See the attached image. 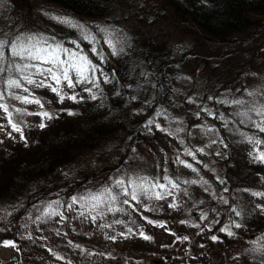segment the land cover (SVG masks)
I'll list each match as a JSON object with an SVG mask.
<instances>
[{
    "label": "rangeland",
    "instance_id": "obj_1",
    "mask_svg": "<svg viewBox=\"0 0 264 264\" xmlns=\"http://www.w3.org/2000/svg\"><path fill=\"white\" fill-rule=\"evenodd\" d=\"M122 1L116 13L127 17L128 25L139 28L141 35L157 42L166 38L169 43L182 44L193 52L190 60L194 63L185 77V93L190 91L188 104L182 102L181 108L169 119H162L159 123L162 129L149 134L129 161L121 162L118 149L114 150L119 144L112 141L106 146L109 152L102 154L105 150L102 147L75 166L72 171L87 174L74 195H67L69 189L65 187L43 191L44 194L0 198V264H95L96 259L110 260L111 264H202L219 252L226 254L219 264L228 263L227 250L223 249L221 240L213 241L209 236L211 229L200 227L203 230L193 236L194 227L186 225L185 221L176 223L186 206L210 203V197L217 193L230 166L239 172L248 169L249 163L264 161L258 158L264 154V146L258 147L264 145V131L256 126L264 127V113L258 114L264 109V60L256 59L260 47L252 51L254 43L238 45L233 48L236 55L230 56L226 45L214 43L198 33L195 26H178L164 0ZM0 5L8 17L15 8L19 18L27 14L29 23L35 25L29 26L28 35L25 31L19 34L20 38L26 42L29 37L38 38L32 43L43 47L44 36L41 35H45L46 46L62 59V42L52 35L64 32L63 23L54 18H67L59 12V5L47 0H0ZM69 19L72 21L69 25H82L79 31L88 25L102 24L101 19L91 20L85 16ZM37 26L44 27L45 32H37ZM246 35L240 33L236 37L244 39ZM78 53L80 57L85 56L81 50ZM7 55L10 60L16 59L10 49ZM18 61L16 59L17 64ZM33 62L36 63L20 61L21 64ZM43 65L46 64L38 67H49ZM33 74L34 70L29 68L19 73V77L24 81L28 77L33 80ZM10 77L8 79H19L16 75ZM23 87H9L6 83L2 88L0 98L5 106L8 104L7 108L12 104L14 111L5 112L0 108V150H10L13 144L25 139L26 134L34 131L32 127L39 119L34 113L43 106L42 101L33 89L25 91ZM33 87L37 90V83H33ZM206 87L211 88L208 101L203 99ZM219 88L222 89L217 93ZM215 93L219 94L217 105H213L211 99ZM17 97H28L32 102L24 103ZM36 100L40 104L35 103ZM196 118L199 121H195ZM17 122L20 132L12 128ZM222 130L229 135L230 151ZM124 149H121L123 153ZM230 154L234 158L231 165L227 164ZM254 176L264 185V172ZM54 180L49 176L41 184L45 187ZM127 196H135L131 202L137 204L141 213L150 216V224L142 223L138 215L137 218L130 216L132 205ZM180 198L183 202L178 204ZM222 203L227 201L222 200ZM201 212H207L204 206ZM237 213L241 215V209L238 208ZM144 235L151 239H144ZM5 241L15 247L6 246ZM213 243L218 245L214 250ZM231 252L235 255L229 264H238L236 258L241 255ZM14 256L18 259L14 260Z\"/></svg>",
    "mask_w": 264,
    "mask_h": 264
},
{
    "label": "trees",
    "instance_id": "obj_2",
    "mask_svg": "<svg viewBox=\"0 0 264 264\" xmlns=\"http://www.w3.org/2000/svg\"><path fill=\"white\" fill-rule=\"evenodd\" d=\"M47 1L59 5V12L68 19L70 16L101 19L102 24L88 25L80 31L73 25L63 23V34H52L62 42V50H67H61V60H64L63 66L69 69L73 82L76 83L78 74L70 65H79L80 50L85 53L83 57L96 66L94 73H85L94 82L76 83L74 88H68L66 82L55 85L53 81L33 74L36 82L44 80L43 86L35 90L33 83L29 84L19 77L22 71L10 70L13 59L10 60L6 48V58L0 65L5 69L0 73V93L7 79L16 75L21 85L25 86L24 89H33L43 106H39V111L34 113L36 118L39 117L32 127L34 131L13 144L12 149L0 150V198L14 199L23 194H44L43 191L65 187L69 189L67 195H74L77 188L83 185V177L87 174L75 173L72 171L75 166L102 147H105L102 154H106V150L109 152L106 146L112 141L119 144L114 150L118 149L121 162L129 161L149 134L162 129L159 128L162 127L159 125L162 119H169L170 115L181 108L182 102L188 104L190 91L185 93V77L194 63L190 60L193 52L189 48L182 44L173 45L166 38L157 42L150 36L141 35L139 28L133 29L128 25L127 17L116 13L122 6V0ZM164 3L171 9L172 18L178 26H195L198 33L204 34L214 43L226 45L230 56L236 55L233 48L238 45L244 47L250 42L254 43L252 51L260 47L256 51V59L264 60V0H164ZM13 10L8 17L0 5V39L9 42L20 37L24 31L28 35L29 26H35L29 23L27 14L19 18L18 9ZM36 31L45 32V29L37 26ZM240 33L247 35L240 39L236 37ZM41 36H44L40 39L44 43L46 37ZM112 45H115V54ZM256 59L255 62H258ZM52 87L59 89L65 97L63 101L52 91ZM208 89L206 87V94L203 95L206 101L211 88ZM16 91L24 93L20 89ZM217 93L211 98L215 103L213 105H217ZM72 95L76 96L75 101L67 98ZM3 101L0 98V104ZM8 109L14 111V106L11 104ZM44 112H48L51 119L44 117ZM69 112L73 114L69 115ZM149 121L152 123L149 124ZM195 121L199 120L196 118ZM41 123L46 127L40 128ZM191 123L193 121L189 127ZM222 131L230 151L232 146L229 135L226 136V132ZM263 146L258 147L262 149ZM123 147L125 153L121 151ZM233 162L234 158L230 154L227 164ZM247 168L236 172L235 167L230 166L217 193L210 197V203L186 206L180 221L176 223L178 225L185 221L186 225L194 227L191 232L193 236L202 228L211 229L209 236L217 237L215 241L221 240L223 249L227 250V264L235 255H231V250L241 255L236 258L238 264H264V185L254 176L264 172V161L249 163ZM49 176L55 178L54 182L43 187L41 183ZM223 193L227 195L223 196ZM127 197L128 203L132 205L128 212L130 216L137 218L138 215V220L150 224V216L141 213L137 204L131 202L133 198ZM222 200L227 203H222ZM180 201L183 202L180 198L178 204ZM203 206L207 211L204 214L201 212ZM238 208L241 209V215L236 214ZM236 224L240 227H235ZM228 231L233 234L228 235ZM255 233L259 235L257 238L254 237ZM213 244L214 250L218 245ZM211 251L208 252L210 256L213 255ZM225 255L219 252V255L212 256L207 263L202 264H219ZM95 264H111V261L96 259Z\"/></svg>",
    "mask_w": 264,
    "mask_h": 264
},
{
    "label": "snow or ice",
    "instance_id": "obj_3",
    "mask_svg": "<svg viewBox=\"0 0 264 264\" xmlns=\"http://www.w3.org/2000/svg\"><path fill=\"white\" fill-rule=\"evenodd\" d=\"M54 18L57 19L61 23L72 24V21L70 19H67L64 17H54ZM73 26L77 27V28H82V25H73ZM34 39H38V38L29 37L27 42L23 38H20V37H17L16 39H14L11 42H9L7 39H0V65H2L4 63L5 49L8 48L11 51L12 57L19 59L21 61L29 60V61H35L36 62L34 64H24L23 66H21V65L16 63V59H13L12 62L10 63V66H9L10 70H14L16 72H21V71H24L26 69L32 68L34 70V74H39L40 76L44 77V80H51L55 83V85H60L62 82H66L65 86L68 88H74L76 86V83L94 82V81H90L89 77L85 75V73L88 71H91L93 73L96 71V66L92 65L91 62L87 60V58L78 57V59L80 60L79 65H70V68H73L78 74V79H77L76 83H74L73 80L69 76V69L65 68L63 66L64 61L60 60L59 55L56 54V52H54L52 49H49L46 46L47 45L46 41H44L45 46L41 47L40 45H38L36 43H32V41ZM112 47L114 49V54H115V50H116L115 45H112ZM62 51L67 52L66 49H63ZM41 64H47L50 66L47 67L46 69H41L38 67V65H41ZM4 70L5 69L3 67H0V73H3ZM44 80H41L39 82H35L31 79V77H28L27 83H29V84L37 83V86H43ZM7 85L9 87H15V88L21 87V83H20L19 79H8ZM24 90L27 91V89H24ZM52 91L56 92L57 95L60 97V100L63 101V99L65 97L60 94V91L57 87H52ZM2 95H3V93H0V96H2ZM249 95H254V93H249ZM17 98L22 99L24 103L32 102L29 100L28 97H23V98L17 97ZM67 98L71 99L73 101L76 100L75 95L68 96ZM93 99H95V97H93ZM35 103L40 104V101L36 100ZM231 103L241 104L243 102L242 101H232ZM0 108H3V110L5 112L8 111L7 106H5L3 104H0ZM261 113H264V109H261L260 112H258V114H261ZM72 114L73 113L69 112V115H72ZM42 115L44 117L51 119V116L49 115L48 112H44ZM148 123L151 124L152 122L149 121ZM256 126L261 131H264V127H262L261 125H256ZM39 127L44 128V127H46V125L41 123L39 125ZM12 128L16 132L21 131V128H20L18 122L13 123ZM258 158L261 160H264V154H261ZM186 166L191 167V165H186ZM118 183H122V182H118ZM169 183H171V181H169ZM160 187H164V186L160 185ZM173 187H176V185L173 184ZM157 198H160L159 194H157ZM94 199H96V198H94ZM133 199H135V196H133ZM125 203H127V201H125ZM237 215H239V213H237ZM235 227H240V225L236 224ZM222 230H224V229H222ZM232 234L233 233L231 231H228V235H232ZM143 238L146 240L151 239L150 237H148L146 235H144ZM212 239L215 241L217 239V237L213 236ZM4 244L6 246L15 247V245L10 241H5Z\"/></svg>",
    "mask_w": 264,
    "mask_h": 264
},
{
    "label": "water",
    "instance_id": "obj_4",
    "mask_svg": "<svg viewBox=\"0 0 264 264\" xmlns=\"http://www.w3.org/2000/svg\"><path fill=\"white\" fill-rule=\"evenodd\" d=\"M14 260H17L18 259V257L17 256H14V258H13Z\"/></svg>",
    "mask_w": 264,
    "mask_h": 264
}]
</instances>
